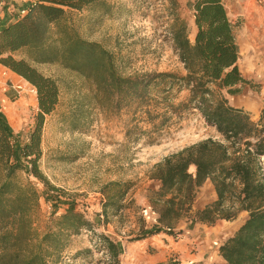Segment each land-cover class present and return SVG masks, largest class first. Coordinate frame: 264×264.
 Returning <instances> with one entry per match:
<instances>
[{
    "label": "trees",
    "instance_id": "trees-1",
    "mask_svg": "<svg viewBox=\"0 0 264 264\" xmlns=\"http://www.w3.org/2000/svg\"><path fill=\"white\" fill-rule=\"evenodd\" d=\"M103 0H33L25 13L11 22L0 21V64L30 83L36 90L38 112L29 141L16 144L13 130L0 111V264H62L61 255L72 236L89 233L95 249L104 250L119 264L120 243L97 232L93 224L72 204L54 217L58 201L50 194L65 192L50 185L39 168L41 136L45 117L53 112L59 99L56 81L36 68L40 64H59L90 80L95 87L98 106L119 111L127 109L134 118L136 140L142 135L154 144L177 106L196 109L205 123L215 128L221 139L206 138L171 152L155 163L149 177L159 181L147 195L156 214L152 227L140 230L136 240L166 234L177 236L183 220L207 225L217 220H234L247 212L237 230L218 247L224 264H264V108L257 121L243 108L230 106L225 99H214L212 87L236 95L250 83L243 77L238 61L237 25L228 16L223 0H189L194 26L193 39L184 20L171 24L173 50L185 74L156 72L123 77L117 72L113 55L96 42L76 36L65 37L61 21L67 10H81ZM55 36V39L52 36ZM19 53L18 59L14 57ZM186 90L188 97L177 106L171 103L172 88ZM139 123H144V129ZM192 169V171H191ZM18 171L32 175L45 187L42 193L51 204L53 227L31 244V229L25 220L28 196L19 198L14 179ZM209 180L216 199L202 209L193 202L202 184ZM106 200V205L116 201ZM53 202V203H51Z\"/></svg>",
    "mask_w": 264,
    "mask_h": 264
},
{
    "label": "rangeland",
    "instance_id": "rangeland-1",
    "mask_svg": "<svg viewBox=\"0 0 264 264\" xmlns=\"http://www.w3.org/2000/svg\"><path fill=\"white\" fill-rule=\"evenodd\" d=\"M3 1V12H8L12 19L22 15L20 11L28 3L21 0ZM188 1L103 0L98 5L81 10H67L61 21V30L65 37L76 36L100 44L113 55L117 72L123 77L156 72L182 76L185 70L173 50L170 26L177 19L184 20L189 25V37L193 35ZM223 1L227 12L239 26L236 38L240 50V69L250 83L244 85L236 95L212 87L213 98H222L230 106L243 108L249 112L252 120L257 121L264 108V75L248 76L250 61L246 56L248 33L244 27V2ZM247 4L262 9V4L255 0ZM254 33L257 39H262L264 27H256ZM52 38L55 39L54 34ZM19 56V53L14 55L16 59ZM257 59L254 58L253 63L263 64L264 59ZM36 68L53 78L59 88L58 103L53 112L45 117L43 124L42 155L38 162L50 185L65 192V195L50 194L53 201H58L59 208L54 217L63 214L66 207L72 204L97 232L116 241L122 240L125 246L128 245V250L118 256L119 264H134L136 261L143 264L146 261L170 263L163 250L166 234L150 236L147 242H135L139 241L135 237L140 230L149 229L155 221L144 207L143 189L148 182L147 177L152 166L169 153L206 138L219 140L220 135L214 127L205 123L196 109L177 106L186 101L188 92L175 86L170 97L177 108L165 128L153 136L155 143L148 144L145 135L136 140V131L126 136V131L132 129L134 124L131 112L98 106L95 87L90 80L56 63L40 64ZM0 111L16 135V144L20 146L28 142L38 112L36 90L1 64ZM139 125L149 129L144 123ZM14 182L15 189L20 191V199L26 197L22 191L26 194L29 189L34 192L30 196L27 194L29 203L24 217L30 225L31 244L36 248L42 235L53 227L51 204L43 197L44 185L34 176L18 171ZM147 195L145 198L148 200ZM112 198L117 203V214H112L115 208L110 204L106 205L107 215L102 214L103 203ZM247 215L243 211L232 221H218L219 225L211 236L212 241L218 243L231 236ZM173 238L174 241L180 239L179 236ZM94 243L96 240L89 233L72 236L61 255V263L115 264L110 254L95 249Z\"/></svg>",
    "mask_w": 264,
    "mask_h": 264
},
{
    "label": "crops",
    "instance_id": "crops-1",
    "mask_svg": "<svg viewBox=\"0 0 264 264\" xmlns=\"http://www.w3.org/2000/svg\"><path fill=\"white\" fill-rule=\"evenodd\" d=\"M21 1L23 2L27 1L28 3L26 4V6L32 2V0H21ZM238 1L244 2V6H243V14L245 20L244 27L246 28L245 31L248 33V43H247L248 47L246 50L247 52L246 56H248L250 61L249 64L250 73L248 74V76L249 78H251L255 74L264 75V62L263 64H261L260 62L259 65L253 63V59L256 57L258 59L259 58L264 59V37H262V39L259 40L257 39L256 35H254L256 27H259V29L264 27L263 26L264 12L262 9L255 6L254 4L248 5L247 3L251 0H238ZM228 16L233 21L232 19L233 16H231L229 13ZM14 19L15 18L13 19L11 18V15H9L8 12H3L2 14H0V21L11 22ZM233 23L236 24V22L234 21ZM238 28L239 26L237 25L236 29ZM191 29H192V33H194L193 22L191 25ZM235 35H236V30H235ZM192 37L193 35L190 37L191 40L193 39ZM236 42H237V38H236ZM239 55H240V50H239ZM238 66L240 69V58L238 61ZM256 68L258 69V71H256ZM243 77L246 78L245 75H243ZM147 179L148 182L143 189L145 197L150 192V190L157 189L160 185L159 181L156 179H151L149 176L147 177ZM145 197H144V203H145L144 207L147 212H150L152 214L151 217L153 216V218L155 219L156 215L151 211L149 202ZM215 199H216V193L214 190V186L209 180H206L202 184V186L198 188L192 208L193 210L202 209L206 204L213 202ZM218 221L221 220H217L212 225H207L200 222H192L191 219L188 221L183 220L176 228L177 230H181V233L177 235L180 237L178 241H174L173 235L162 234L163 236L165 235L166 237V243L163 244V248H164L163 250L164 252H166L165 257L167 256V260L170 262L167 264H174L176 261L179 263H175V264H214V261L217 262L216 264H224L223 259L220 256H218V247L223 243V240L217 243V241L213 242L211 238L212 233L215 231V228H217V226L219 225ZM158 235H154L152 237ZM150 239L151 237H148L143 240H139L135 242L136 243L147 242ZM117 242L120 243L121 252L124 251L126 253V251L128 250V245L125 246L122 240H119ZM132 246L134 245L132 244ZM134 264H143V263H139L136 261ZM144 264H156V263L155 261H151L148 263L146 261Z\"/></svg>",
    "mask_w": 264,
    "mask_h": 264
},
{
    "label": "built area",
    "instance_id": "built-area-1",
    "mask_svg": "<svg viewBox=\"0 0 264 264\" xmlns=\"http://www.w3.org/2000/svg\"><path fill=\"white\" fill-rule=\"evenodd\" d=\"M255 2L262 4V10L264 12V0H255ZM4 6H5L4 1L3 0H0V12H3ZM20 13L21 14H24L25 13V10H21ZM261 163H262V166L264 168V160L263 159H261Z\"/></svg>",
    "mask_w": 264,
    "mask_h": 264
}]
</instances>
